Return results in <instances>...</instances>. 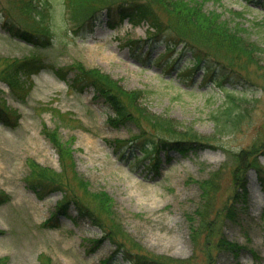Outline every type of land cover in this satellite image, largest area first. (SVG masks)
Segmentation results:
<instances>
[{
  "label": "rangeland",
  "instance_id": "rangeland-1",
  "mask_svg": "<svg viewBox=\"0 0 264 264\" xmlns=\"http://www.w3.org/2000/svg\"><path fill=\"white\" fill-rule=\"evenodd\" d=\"M13 1L0 0V59L35 53L39 67L21 77L25 84L21 99L0 82V110L8 120L0 122V192L10 199L0 204V264H38L40 255L53 264H103L109 258L106 264H130L125 256L134 258V245L148 257L170 258L176 264H264V192L254 171L245 168L241 173L234 157L259 142L254 157L264 168V53H255L259 63L248 66L245 78L225 76L217 64L206 76V62L195 69L191 52L173 46L168 33L149 38L153 30L144 22L133 26L118 20L117 13L109 19L103 12L74 32L63 0H47L50 45L34 49L7 31L8 25L31 24ZM199 1L205 12L219 14L229 26L239 24L243 37L264 51V0ZM136 41L140 43L135 45ZM74 63L100 70L127 91H142V107L175 122L178 132L191 129L211 137V116L226 104L227 95L241 100L246 115L234 132L212 137L210 147L185 156L161 151L159 168L153 170L147 167V157L133 160L130 144L116 146V141L138 134L133 124L109 126L111 111L91 88L70 89L73 72L68 68ZM57 69L68 72L65 79L58 77ZM44 127L70 145L74 169L88 190L110 197L113 215L129 239L126 255L115 254L114 245L87 219L79 218L71 205L56 226L42 227L62 195L55 191L39 200L25 183L30 160L60 171ZM146 135L158 136L149 128ZM214 173L218 175L210 200L214 211L205 213L213 229L209 236L196 237L204 219L195 215L205 201L199 184ZM230 207L236 218L223 219L221 211ZM220 236L243 248L237 258L217 248Z\"/></svg>",
  "mask_w": 264,
  "mask_h": 264
},
{
  "label": "trees",
  "instance_id": "trees-1",
  "mask_svg": "<svg viewBox=\"0 0 264 264\" xmlns=\"http://www.w3.org/2000/svg\"><path fill=\"white\" fill-rule=\"evenodd\" d=\"M13 2L16 3L19 15L29 18L31 24L24 25L25 27L17 26V28L14 25H8L7 31L11 36L31 45L34 49L48 47L50 32L45 23L48 18V1L14 0ZM63 4L68 19L73 24L71 28L74 32L86 24H91L105 12L109 19L113 17L114 13H117L118 20H126L133 26L146 23L153 30V32H149V38L154 40L168 33L173 46L181 45L183 49L191 52L196 61L195 69L200 63H207L203 71L206 76L210 73L212 66L217 64V67H221L223 75L227 76L230 73V75L233 74L237 77L239 75L245 78L246 74L244 73H247L248 66H256L259 63V58L255 56V53L256 55L264 53L243 37L245 31L239 24L231 27L227 21L220 19L219 14L205 12L200 6L199 0H63ZM139 43V41L134 42L135 45ZM37 61L35 53L23 59H0V82L6 84L14 97L19 99L23 97L21 93L24 92L25 84L21 77L31 75L39 67ZM68 69L73 72V77L69 81L72 91L81 92L85 88H91L94 96L102 99L108 106L111 111V115L107 117L109 126L118 128L133 124L138 129V134L133 135L126 142L116 141V146L121 149L122 146L130 144L129 152L132 153L133 160L139 161L147 157V167H151L153 170L159 168L161 151L164 154L173 151L180 156H185L189 152L193 153L210 147L214 143L212 137L234 132L246 115L241 109V100L227 95L226 104L211 116L214 124V133L211 137L200 136L191 129L178 132L175 122L162 116L152 115L142 107V104L139 103V99L143 95L142 91H127L109 75L96 68H85L80 63H74ZM56 73L58 77L65 79L68 72L57 69ZM237 83L239 82L237 81ZM218 87L223 86L218 83ZM1 111L3 110H0V122L6 124L8 120L2 117ZM146 128L155 131L158 136H154L153 139L148 138ZM42 133L57 152L60 171L54 172L30 160L27 163L29 172L25 177V183L39 200L55 191H60L62 194L56 204L55 212L42 224V227L56 226L59 216H66L71 205L75 208L79 218L87 219L102 232L104 239L114 245L115 254L126 255L128 250L124 244L129 242V239L113 215L110 197L102 191L90 192L88 190L86 182L79 177L74 169L72 152L68 143H62L54 130L50 131L44 127ZM142 139L143 143L140 142ZM260 145L259 142H253L247 150L241 151V154H234V157L238 158L235 166L239 167L241 173L245 168L254 171L256 180L264 192V168L254 157L255 151L261 147ZM245 154L248 158L244 156ZM217 177V173L211 174L208 180L199 184L201 199L203 198L205 201L200 202L195 215L204 219L201 222L199 233L197 235L195 232L192 233L196 237L200 233L209 236L213 229V222L207 218L205 213L209 210L214 211L210 200L212 201V197L216 193L214 179L217 180ZM239 180H241L240 186L243 188L244 181L241 177ZM79 191L81 195H78ZM9 200L5 193L0 192V204ZM221 212L223 219L234 220L237 216L236 210L231 207L224 208V211ZM186 218L190 219L189 216ZM193 240L195 237L192 238ZM216 245L220 251L224 250L235 258L243 249L221 236ZM134 247L137 248L134 258L125 256L130 264L177 263L170 258L148 257V255L139 252L141 249L138 246L134 245ZM109 259L104 260L103 264L109 263ZM37 260L38 264H53L51 259L45 255H40Z\"/></svg>",
  "mask_w": 264,
  "mask_h": 264
}]
</instances>
